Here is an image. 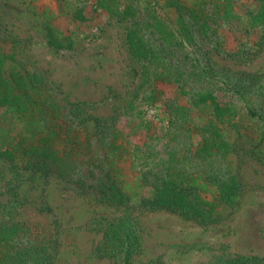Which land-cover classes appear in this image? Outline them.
<instances>
[{"label":"rangeland","instance_id":"1","mask_svg":"<svg viewBox=\"0 0 264 264\" xmlns=\"http://www.w3.org/2000/svg\"><path fill=\"white\" fill-rule=\"evenodd\" d=\"M164 2L0 0V55L17 61L7 59V76L15 65L37 75L30 76L35 87L77 109L90 129L105 125L134 143L142 137L137 157L158 152L166 160L163 176L168 170L175 182L194 165L188 185L203 198H190L206 216L160 206L162 197L177 199L176 186L153 188L131 161L113 171L116 196L98 165L69 181L0 161V264H264V120L247 114L264 115V0H227L213 38L229 44L212 54V69L236 82L244 99L192 73L184 84L135 77L140 63L127 39L137 27L114 17L115 7L136 6L146 27L166 13ZM49 26L71 37L75 50L53 49ZM16 117L0 107V124L19 123ZM60 165L64 173L77 167ZM229 177L234 181L221 182ZM229 185L236 186L231 196ZM156 194L158 201L149 202ZM111 230L130 242L112 246L118 238L109 240Z\"/></svg>","mask_w":264,"mask_h":264},{"label":"trees","instance_id":"2","mask_svg":"<svg viewBox=\"0 0 264 264\" xmlns=\"http://www.w3.org/2000/svg\"><path fill=\"white\" fill-rule=\"evenodd\" d=\"M103 1H107L108 6L113 2ZM226 1L165 0L162 9H166V13H160L155 22L149 23L146 27H144L146 23L141 22L142 14L136 6L130 4L121 10L117 5L114 17L134 21L137 27L129 33L127 39L132 57L140 63L135 71V77L139 76V79L148 81L151 85L158 81L184 84L192 73L202 81L209 83L215 81L227 92L244 99L242 88L236 82L218 77L211 67L212 54L224 50L223 46L229 44L228 40L219 37L213 39L219 36L217 29L221 27L220 11L226 12ZM221 2L225 3L224 6ZM48 28L47 43L53 49L58 52L75 50L76 43L71 37H62L56 28L51 26ZM143 28L150 33H143ZM7 59L17 62L11 54L0 55V107L6 108L7 113L11 115H17L19 123L11 119L7 126L0 124V161L18 165L24 171L40 172L48 169L59 179L69 177V181L80 180L79 174L86 166L98 165L105 171L104 175L111 180L112 185L115 184L112 187L114 196L117 192L119 194V191L113 171L119 172L123 162L131 161L139 169L144 181L153 188L154 185L157 188L163 186V189L176 186L177 191H174V195L177 199L162 197L160 206H167L190 216L201 218L206 216L194 203V198H190L193 193L200 199L203 198L197 188L188 185L196 176L194 165L191 166L192 171L182 173L175 182L170 178L168 170H165L168 174L163 176L166 160L161 159L158 152L150 151L146 155L140 153L141 157H137L136 151L142 137L138 138L139 143H134L131 137H124L122 133L119 134L115 129H109L105 125H96L90 129L87 120L81 117L77 109H69L64 103H57L56 97L49 90L35 87L30 76L35 78L37 75L31 74L28 70L23 73L18 65H15L9 69L7 76L5 71ZM183 68L186 71H182ZM152 100L151 95L150 101ZM247 114L264 120V115L260 112L248 109ZM143 144L149 148L148 141L145 140ZM76 159L78 164L75 163ZM62 161L71 162L77 167H74L71 173H64L67 171L61 167ZM76 169L78 172H75ZM229 181H234V177L221 179L223 184ZM229 186L227 192L231 196L235 194L236 186L235 191ZM158 199L156 194L149 202L155 203ZM111 231L109 240L114 241L118 238V242L112 243V246L118 247L121 242H130L126 235L122 236L121 231ZM133 250L134 248L129 245L126 250L127 258L132 256ZM29 258L35 257L29 255Z\"/></svg>","mask_w":264,"mask_h":264}]
</instances>
